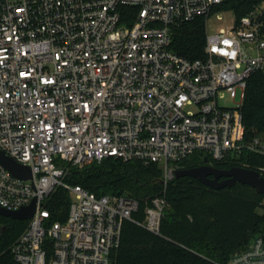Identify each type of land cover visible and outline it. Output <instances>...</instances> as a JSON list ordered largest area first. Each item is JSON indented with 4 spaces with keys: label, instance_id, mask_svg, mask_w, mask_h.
I'll use <instances>...</instances> for the list:
<instances>
[{
    "label": "built area",
    "instance_id": "obj_1",
    "mask_svg": "<svg viewBox=\"0 0 264 264\" xmlns=\"http://www.w3.org/2000/svg\"><path fill=\"white\" fill-rule=\"evenodd\" d=\"M226 1L0 0V152L32 173L0 165V207L37 202L8 264H115L125 221L161 235L165 195L139 221L137 200L64 183L60 161L158 164L165 193L196 152L210 166L264 155L263 136L245 141L242 115L248 79L264 72V7L239 20L230 12L232 26L207 32L205 59L170 49L173 27L208 20ZM228 96L235 107L221 105ZM59 187L71 198L64 222L46 206ZM227 264H264L263 237Z\"/></svg>",
    "mask_w": 264,
    "mask_h": 264
},
{
    "label": "trees",
    "instance_id": "obj_2",
    "mask_svg": "<svg viewBox=\"0 0 264 264\" xmlns=\"http://www.w3.org/2000/svg\"><path fill=\"white\" fill-rule=\"evenodd\" d=\"M263 1L227 0L215 10L233 12L239 20ZM122 9L132 19L137 12L135 9ZM171 32L172 51L192 61L205 59V18L175 26ZM242 115L245 141L264 137V72L255 73L248 79ZM206 157L209 156L196 152L178 166L181 169L200 167ZM210 162L221 170L241 167L258 171L264 165V155L245 151L224 162H212L211 159ZM58 165L64 171L63 182L66 184L81 186L97 197L137 200L139 211L133 218L139 221L144 219L152 199L166 196L168 207L161 235H154L131 221H125L121 244L113 254L115 264H227L235 255L249 248L248 244L256 234L264 239V195L249 186L236 184L214 190L194 178L175 177L164 193L163 170L158 164L145 165L109 158L82 167L63 161ZM70 205L69 192L62 187L57 188L46 202L52 221L64 222ZM28 224V220H13L0 215V264L12 261L11 247Z\"/></svg>",
    "mask_w": 264,
    "mask_h": 264
},
{
    "label": "water",
    "instance_id": "obj_3",
    "mask_svg": "<svg viewBox=\"0 0 264 264\" xmlns=\"http://www.w3.org/2000/svg\"><path fill=\"white\" fill-rule=\"evenodd\" d=\"M202 163L203 165L200 167L177 170L175 177L177 179L191 177L214 190H221L236 184L246 185L253 188L258 194L264 195V176L259 172L241 167L221 170L208 165L207 158H204ZM0 165L18 178L30 179L32 176L29 167L16 163L13 159L6 157L2 152H0ZM221 178L225 179L220 180ZM36 209L37 202L34 201L30 206L19 211H8L0 207V215L13 220H31L35 215Z\"/></svg>",
    "mask_w": 264,
    "mask_h": 264
},
{
    "label": "rangeland",
    "instance_id": "obj_4",
    "mask_svg": "<svg viewBox=\"0 0 264 264\" xmlns=\"http://www.w3.org/2000/svg\"><path fill=\"white\" fill-rule=\"evenodd\" d=\"M256 7H264V1L260 2ZM206 19V18H205ZM234 15L227 11L222 10H214V13L206 19V29L209 35H214L219 32L220 29H225L233 25ZM237 101H239V96ZM221 105L227 108L235 107V103L230 99V97H226L221 101ZM258 237L256 234L252 240H250L248 246H251L253 241Z\"/></svg>",
    "mask_w": 264,
    "mask_h": 264
},
{
    "label": "flooded vegetation",
    "instance_id": "obj_5",
    "mask_svg": "<svg viewBox=\"0 0 264 264\" xmlns=\"http://www.w3.org/2000/svg\"><path fill=\"white\" fill-rule=\"evenodd\" d=\"M213 178V177H212ZM225 178H221L220 180H224Z\"/></svg>",
    "mask_w": 264,
    "mask_h": 264
}]
</instances>
